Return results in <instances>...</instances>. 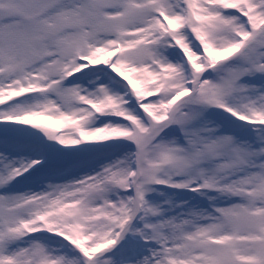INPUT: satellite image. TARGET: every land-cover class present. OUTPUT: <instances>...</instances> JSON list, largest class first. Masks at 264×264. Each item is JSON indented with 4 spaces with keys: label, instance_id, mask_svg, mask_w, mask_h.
Returning <instances> with one entry per match:
<instances>
[{
    "label": "snow or ice",
    "instance_id": "6c2138e0",
    "mask_svg": "<svg viewBox=\"0 0 264 264\" xmlns=\"http://www.w3.org/2000/svg\"><path fill=\"white\" fill-rule=\"evenodd\" d=\"M0 264H264V0H0Z\"/></svg>",
    "mask_w": 264,
    "mask_h": 264
}]
</instances>
